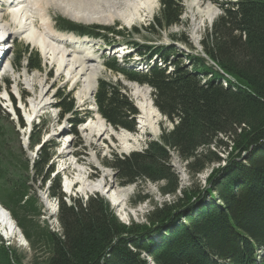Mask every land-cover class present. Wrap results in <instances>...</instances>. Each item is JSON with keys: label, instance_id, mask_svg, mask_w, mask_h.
Wrapping results in <instances>:
<instances>
[{"label": "trees", "instance_id": "16d2710c", "mask_svg": "<svg viewBox=\"0 0 264 264\" xmlns=\"http://www.w3.org/2000/svg\"><path fill=\"white\" fill-rule=\"evenodd\" d=\"M181 2L160 0L159 17L153 18L150 28L178 23ZM218 4L221 14L200 40L201 51L194 54L172 43L129 39L115 27L56 18L58 30L99 37L109 45L120 37L142 60L156 57L164 65L155 62L139 71L103 55L110 72L150 86L154 106L172 122L171 128L161 123L160 134L146 141L143 149L114 154L105 165L115 171L121 185L147 180L173 198L153 202L144 222L128 224L98 194L85 200L68 197V203L61 176L50 177L55 146L50 140L39 148L31 167L42 177L43 187L47 180L52 183L49 197L58 199L60 232L53 231L35 219L41 203L23 175L29 165L13 166L6 150V127L0 126V203L33 251L26 263L17 248L2 240L0 264H148L146 256L154 264H264V0ZM171 38L195 48L183 35ZM26 61L29 70L41 69L37 51H27ZM127 91L118 80L100 78L94 100L97 112L113 128L136 132L139 112ZM59 97L60 117L79 114L70 95ZM74 115L70 132L77 136L76 124L82 118ZM33 126L31 146L39 143L41 133L38 124ZM171 153L184 164L189 185L180 184ZM209 168L202 185L196 177ZM148 198L138 195L131 203Z\"/></svg>", "mask_w": 264, "mask_h": 264}, {"label": "rangeland", "instance_id": "374dc122", "mask_svg": "<svg viewBox=\"0 0 264 264\" xmlns=\"http://www.w3.org/2000/svg\"><path fill=\"white\" fill-rule=\"evenodd\" d=\"M222 1L224 0H182L181 6L183 8V12L180 16L179 22L172 24L170 27L162 25L161 28H158V30H153V28H150V25L154 17H159V10L161 6L160 0L158 5L153 7L151 14L143 13L142 17H138L134 23L129 26L120 19H115L113 22L107 23H88H99L103 26L115 27L117 30L128 33L129 39H133L141 43H172L178 47L180 51H186L188 53L194 54L201 51L200 40L202 39L204 33L211 28L213 21L221 14V8L219 7L218 3ZM197 3L199 4V9H203L207 4H210L212 7L216 8V13L211 21L199 15L196 6H194V4ZM47 14L51 18L54 30L57 32L60 31L55 28V25L57 24V21L55 20L56 17L61 16L70 19L61 12L54 10L51 6H48ZM0 16L3 23H9V29L13 28L14 23L10 19L11 15L8 8H0ZM193 26L196 27V33L192 32ZM149 30L153 32L150 34L148 32ZM62 32H64L63 34L65 35H72L78 38H88L89 42L87 40L85 41L89 44L88 46L90 47L89 51L91 54L96 57V61L94 63L101 65L97 79L105 78L112 81L118 80L123 85L125 84V87L128 90L127 94L130 96V99H132L133 103L136 104V99L132 94L131 86L134 84H138L141 87L146 85H141L134 82L129 83L131 81L126 80L122 75L110 72L103 65L104 58L102 57V55H105L107 57H115L117 60H123L125 55H123L121 58L119 51L123 53L130 52L126 55H130L129 59H131L130 61L132 62L133 57L138 56H136V54L132 55L134 49L130 45L125 46L126 42L120 37H115L116 42L110 46H107L104 45L105 41L100 38H93L87 35L80 36L75 33L69 34L70 32L65 31ZM171 35H175L177 37H181L183 35L192 43L195 48L189 49V47L181 40H172ZM9 38L8 39L10 42L8 44V49H6L0 63V81L2 82H0V126L6 127V129H4L7 133V136H5L6 150H10L11 158L17 165L13 166L20 167L22 163H27L29 165V169L24 171L23 175L25 178H28V183L31 185V191L39 198L41 203V214L35 219H37V221L42 226H46L53 231L60 232V224L56 217L58 211V199L49 197V188L52 183L47 180L43 187L42 177L36 176L34 169L31 167L33 162L39 156V149L35 151L37 146L39 148L50 140H52L55 145L54 155L52 160L49 162V164H52L53 162L54 167L53 172L50 174L51 178L58 173L61 176V180H64V176L66 175L69 179L65 180L74 181V178L77 176V174L82 171V173L85 174V178L90 182L102 179L108 184V187L110 188L129 189V195L125 200L123 206L124 208L113 205L104 194H101L97 191H93L88 194H81L80 192L74 191L73 193L66 194V202L68 203H70L68 197L82 198L85 200L89 196L98 194L108 202L110 208L114 211L118 219L121 222L128 224L131 221H134L135 223L144 222V214H146L149 209L151 210L153 202L160 204L163 201L172 199L173 196L171 195H162L159 191L158 184L151 181L140 180L136 183L121 185L115 171L111 167L105 165V161L110 160L114 154L122 156L127 155L134 150L139 151L143 149L145 147L146 141L154 139L160 134L162 126L166 128L172 127V122L170 120L161 114V118L158 121L159 132L156 134L151 133L148 128L140 131L138 130L139 128L137 126L136 132L123 129L137 136V142L134 144L133 149H130L129 151L123 150V148L119 145V142L114 138L110 140L106 138V136H103V139H106H104L100 145H95L96 141L93 140L90 142L88 139L89 137L87 136V131V138L81 137L79 134L77 136L71 134V122L69 119L74 114H66L63 117H60V109L57 107V104L63 100L59 96L70 95L74 101V112H79V114L74 116H77L78 118H85L84 120L86 122L91 118L96 119V114L98 113L97 110H88V107H92L93 109L95 106L93 104V99L89 98L86 101L87 103L84 104L78 102L77 90L79 89L81 83L78 82L74 85L69 80H67L64 73L58 74L56 65L50 64L48 62L46 63L47 60L44 59L39 49L30 45L24 39V34L9 36ZM92 41L94 44H92ZM122 46L127 48H123ZM66 48H68V50L72 49L71 45H66ZM32 49L38 51L42 59L40 70H29L26 67L27 61L25 58L27 56V51H31ZM117 49L121 50L117 51ZM18 54L21 55L19 58ZM187 62V60H183V63L186 65V67H190V64H187ZM159 64L160 63L157 62V65ZM128 66L133 68L136 67V64L134 65L133 63H129ZM168 66L170 71L171 66ZM137 68L135 69L137 70ZM41 91L43 94H45L44 98H48L51 103L50 105H47L45 108L40 109V111H37L35 114H33L31 116L32 120L30 122V120H27L28 117L26 114L30 112L29 100L32 98L37 100ZM3 96H6V99H2ZM148 96L151 98V100H153L152 88H149ZM13 98L16 102L15 106L13 105ZM16 109H18L19 113L16 112ZM17 113L19 116H21L24 125H21ZM137 120L138 116L136 117V122ZM27 122H30V125H28ZM36 124H38V128L41 129V133H39L40 140L38 144L31 146L29 144V136L31 135V132L29 133L28 129L33 130V125ZM121 129L122 128L116 130L119 131ZM60 130L62 132L61 134L64 136L58 135ZM38 131V129L35 130V132ZM67 153H69V155H67ZM171 154V165L179 176L180 184L182 186L189 185L191 182L184 164L175 154ZM209 172L210 168L206 169L196 177L200 184H204L205 178ZM61 190L63 191L62 181ZM178 193L179 191H177L176 194L178 195ZM145 194L149 196L148 199L137 202L136 204L131 203V201L136 199L138 195L143 196ZM44 199L49 201L50 206L45 203ZM48 207L52 209V212H50ZM2 240L5 245H10L17 248L18 253L24 255L26 257L25 262L28 263L33 254V251L28 245H20L16 239H5V237L0 234V243ZM146 260L148 264H154L151 259L148 258V256H146Z\"/></svg>", "mask_w": 264, "mask_h": 264}, {"label": "bare ground", "instance_id": "6f19581e", "mask_svg": "<svg viewBox=\"0 0 264 264\" xmlns=\"http://www.w3.org/2000/svg\"><path fill=\"white\" fill-rule=\"evenodd\" d=\"M10 2L8 9L14 26L9 29V23H3L0 16V39L4 36L9 38V36L24 34V39L30 45L39 49L44 59L47 60L46 63L56 65L58 74L64 73L67 80L74 85L78 82L81 83L77 90V98L78 102L84 104L87 103L86 101L89 98H92L101 65L94 63L96 57L89 51L88 38L65 35L64 32L60 33L54 30L51 18L47 14L48 6L61 12L71 21H78L81 24H91L88 22L107 23L120 19L129 26L138 17H142L143 13L151 14L153 7L158 5L159 0H10ZM194 6H196L199 15L210 21L216 13V8L210 4H207L203 9H199L198 3ZM192 32H197L195 26L192 27ZM3 44L0 43V45ZM92 44H94L93 41ZM66 45H71L72 49L68 50ZM4 54L5 52L2 56ZM131 88L136 99V105L139 108L138 130L142 131L148 128L151 133H158V121L161 118V113L148 96L149 86L141 87L134 84ZM44 95L41 91L37 100L33 98L29 100L30 112L26 113L27 120H31L33 114L50 105L51 102L48 98H44ZM88 109L94 110L92 107H88ZM84 122L83 128L86 124L84 130L87 131L88 139L90 142L96 141L95 145H100L106 138L110 140L114 138L123 150L129 151L133 149L134 144L137 142L135 134L123 129L117 131L106 123L98 113L96 119L91 118L86 123ZM103 136H106V138L103 139ZM84 175L81 171L74 178V181L65 180L66 192L73 193L76 191L81 194H88L97 191L104 194L113 205L124 206L129 195V189L110 188L102 179L90 182ZM74 182L77 184L72 187L71 184H74ZM44 201L50 206L48 200L44 199ZM49 210L52 212L51 208ZM16 227L17 224L11 213L0 204V234L5 239L20 238L22 240L21 232L19 233Z\"/></svg>", "mask_w": 264, "mask_h": 264}, {"label": "water", "instance_id": "95a60500", "mask_svg": "<svg viewBox=\"0 0 264 264\" xmlns=\"http://www.w3.org/2000/svg\"><path fill=\"white\" fill-rule=\"evenodd\" d=\"M124 85H125V84H124ZM96 86H97V83H96ZM95 90H96V89H95ZM94 92H95V91H94ZM94 92H93L92 95H94ZM136 107L138 108L137 105H136ZM138 110H139V108H138ZM137 122H138V120H137ZM137 127L139 128V124L137 125ZM37 149H38V147L35 149V151H37ZM33 156H34V155H33ZM0 204H1V203H0ZM16 228L19 230V233H20L21 230L19 229V227L17 226ZM20 236H21L22 240H21L20 238H17L16 241H17L20 245L27 246V245H28V242H27V240L25 239V237H24V235H23L22 232L20 233Z\"/></svg>", "mask_w": 264, "mask_h": 264}]
</instances>
